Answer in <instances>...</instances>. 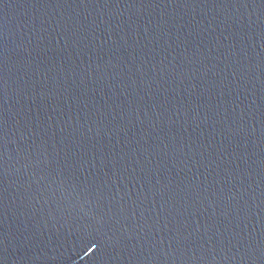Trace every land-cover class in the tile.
Returning a JSON list of instances; mask_svg holds the SVG:
<instances>
[{"label":"water","instance_id":"obj_1","mask_svg":"<svg viewBox=\"0 0 264 264\" xmlns=\"http://www.w3.org/2000/svg\"><path fill=\"white\" fill-rule=\"evenodd\" d=\"M0 264H264V0H0Z\"/></svg>","mask_w":264,"mask_h":264},{"label":"snow or ice","instance_id":"obj_2","mask_svg":"<svg viewBox=\"0 0 264 264\" xmlns=\"http://www.w3.org/2000/svg\"><path fill=\"white\" fill-rule=\"evenodd\" d=\"M91 250V249H90Z\"/></svg>","mask_w":264,"mask_h":264}]
</instances>
